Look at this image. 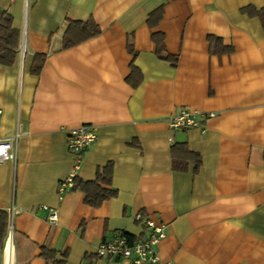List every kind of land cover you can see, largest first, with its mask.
<instances>
[{
	"label": "crops",
	"instance_id": "1",
	"mask_svg": "<svg viewBox=\"0 0 264 264\" xmlns=\"http://www.w3.org/2000/svg\"><path fill=\"white\" fill-rule=\"evenodd\" d=\"M0 7L21 30L18 62L0 63V137L23 134L17 162L0 163V209L9 214L0 264H49L44 250L64 264H131L96 250L118 232L146 236L138 215L164 224L165 264H264V24L250 14L264 0H0ZM159 7L162 19L151 26ZM91 19L101 33L65 48L67 21ZM153 35L177 66L158 55ZM211 36L231 51L212 52ZM36 54L46 55L39 74L31 68ZM182 110L214 116L201 127L170 128ZM83 124L98 138L78 176L93 180L113 162L118 191L97 207L84 191L58 186L75 168L67 131ZM180 142L201 155L197 170L194 161L172 167ZM44 205L58 210L57 222Z\"/></svg>",
	"mask_w": 264,
	"mask_h": 264
},
{
	"label": "trees",
	"instance_id": "2",
	"mask_svg": "<svg viewBox=\"0 0 264 264\" xmlns=\"http://www.w3.org/2000/svg\"><path fill=\"white\" fill-rule=\"evenodd\" d=\"M250 14L258 15L264 24V9L252 8ZM163 9L161 7L156 8L151 12L148 23L151 26H155L162 19ZM64 47L71 48L76 46L91 37H97L101 33V28L96 24L94 20L88 21H75L68 20L64 26ZM154 36V40L157 43L158 55L166 60L172 62L174 66H177L178 57L167 52L165 49L164 38L162 36ZM20 40L21 30L14 25V17L11 13L2 7H0V63L4 65H14L18 62V53L20 52ZM212 52L224 53L231 51V48L225 46L220 38L210 37ZM46 55L36 54L32 68L34 74H39L42 70V66L45 64ZM136 69L133 68L132 74L128 76L129 79L133 78ZM173 155V168L176 170H186L190 161L195 162V169L199 168L202 163L201 155L191 151L186 143L175 144L172 147ZM113 162H108L106 165L99 167L97 170V176L93 180H84L75 174L72 178L73 184L71 189H80L85 193L86 203L92 206H99L105 200L113 198L117 195V189L112 187L113 179ZM9 214L5 209H0V256L3 253L5 241L8 234ZM127 236L129 234H126ZM130 241L135 239L129 235ZM46 257L49 264H64L61 261L55 259L53 252L44 250L42 252Z\"/></svg>",
	"mask_w": 264,
	"mask_h": 264
},
{
	"label": "built area",
	"instance_id": "3",
	"mask_svg": "<svg viewBox=\"0 0 264 264\" xmlns=\"http://www.w3.org/2000/svg\"><path fill=\"white\" fill-rule=\"evenodd\" d=\"M24 53V52H23ZM22 53V54H23ZM214 116L213 113L200 112L196 110H182L170 118V128L172 129H189L201 127L202 121ZM68 146L75 154L74 173L60 183L59 191L61 193L71 189L72 178L77 174L76 170L81 166L84 153L93 143L97 141L98 133L96 128L91 124L71 128L68 131ZM23 134L20 131L12 137H0V163L17 162L18 160V143ZM43 208L49 212V220L53 223L58 221V210L44 205ZM137 219L144 222L147 235L136 241H130L129 237L122 232L116 233L112 239L104 241L98 248L97 254L100 257H109L113 259H127L131 264H165L161 261L159 254V245L165 238L166 231L164 224L138 215ZM12 230L13 225H10Z\"/></svg>",
	"mask_w": 264,
	"mask_h": 264
}]
</instances>
